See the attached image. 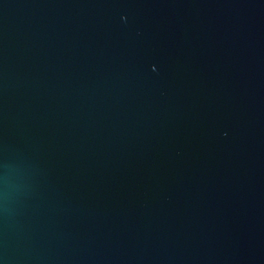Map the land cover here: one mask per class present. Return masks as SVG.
Returning a JSON list of instances; mask_svg holds the SVG:
<instances>
[{
    "label": "water",
    "instance_id": "95a60500",
    "mask_svg": "<svg viewBox=\"0 0 264 264\" xmlns=\"http://www.w3.org/2000/svg\"><path fill=\"white\" fill-rule=\"evenodd\" d=\"M0 264H264V0H0Z\"/></svg>",
    "mask_w": 264,
    "mask_h": 264
}]
</instances>
